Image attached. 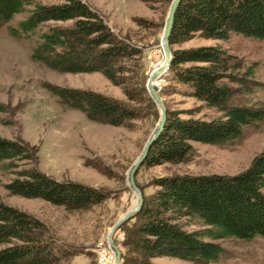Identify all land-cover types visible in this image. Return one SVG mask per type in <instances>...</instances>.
<instances>
[{"label": "trees", "instance_id": "1", "mask_svg": "<svg viewBox=\"0 0 264 264\" xmlns=\"http://www.w3.org/2000/svg\"><path fill=\"white\" fill-rule=\"evenodd\" d=\"M30 3L0 0V24H8ZM7 30L30 40L31 60L59 72H100L122 88L127 100L134 101L135 92L125 74L127 62L139 49L113 32L83 0L36 3L17 27ZM170 31L171 59L165 76L179 85L181 93L218 114L179 116L166 109L163 129L143 161L151 165L184 162L192 155L191 142L224 145L241 137L245 126L264 120V102L249 107L232 100L235 88L225 80L235 79L232 71L239 65L226 49L218 44L174 48L196 35L225 41L233 32L264 40V0H181ZM250 74L251 70L245 72ZM48 88L59 102L80 110L90 121L127 127L139 117L134 106L94 90ZM34 159L35 150L25 141L0 137V169L15 175L4 185L8 193L42 198L69 211L87 209L106 198L98 188L57 181L33 166L17 170ZM154 184L121 242L133 255V264H153L150 259L158 256L202 264L217 260L224 252L220 241L225 238H264V150L234 175H165ZM0 244V264H61L68 255L47 235L42 221L1 200Z\"/></svg>", "mask_w": 264, "mask_h": 264}, {"label": "rangeland", "instance_id": "2", "mask_svg": "<svg viewBox=\"0 0 264 264\" xmlns=\"http://www.w3.org/2000/svg\"><path fill=\"white\" fill-rule=\"evenodd\" d=\"M30 1L12 21L0 24V137L23 140L31 151L35 150L34 161L22 164L17 170L33 166L57 181L79 182L98 188L106 198L87 209L69 211L42 198L8 193L4 185L15 175L0 169V200L45 224L47 235L68 253L61 264H99L100 249L109 251L107 234L112 224L135 204V193L128 185V171L159 121L158 106L147 92L145 81L162 62L160 37L171 0H83L103 17L113 32L139 49L140 53L127 62L125 74L128 85L135 92L134 101L127 100L122 88L113 85L100 72H59L31 60L30 40L24 34L12 36L8 26L17 27L36 3L54 4L60 0ZM70 23L58 24L67 26ZM45 28L46 25L39 30ZM201 44H218L235 57L239 65L232 71L235 79L225 80L235 88L234 102L249 107L264 102V40L233 32L225 41L196 35L174 48ZM248 70L252 72L250 76L245 75ZM165 74L158 80V86L166 109L176 111L179 116L215 117L218 114L202 101L181 93L179 85ZM48 86L94 90L134 106L139 117L127 127L90 121L80 110L59 102ZM241 135L224 145L193 141L192 155L181 163H141L135 171L136 184L147 197L154 191L155 180L165 175H234L264 150V120L245 126ZM132 222L130 218L113 234V241L121 253L119 264H133V255L121 244ZM220 242L224 252L217 260L202 264H264L263 237L255 236L249 241L225 238ZM2 246L0 244V248ZM150 261L153 264H196L168 256L152 257Z\"/></svg>", "mask_w": 264, "mask_h": 264}, {"label": "water", "instance_id": "3", "mask_svg": "<svg viewBox=\"0 0 264 264\" xmlns=\"http://www.w3.org/2000/svg\"><path fill=\"white\" fill-rule=\"evenodd\" d=\"M181 0H171L167 15L162 27V33L160 37V44L159 47L163 49V58H162V64L161 66L154 68L148 75L145 81V88L147 92L149 93L150 97L152 98V101L158 106L159 109V121L157 125L154 127V129L151 131V133L148 135V138L145 140V143L141 149V152L139 156L135 159V161L132 163V165L129 168V175H128V185L130 189L135 193L136 201L133 206L129 207V210H127L121 217H119L111 226L110 231L107 234V244L110 245V247L114 250L115 256L113 259V264H119L120 262V249L117 244L113 241V234L115 231L120 227L121 224L128 221L139 209L143 202V193L142 190L138 187L135 181V171L137 170L138 166L143 163L146 152L152 142L156 140L161 133L164 122H165V116H166V107L163 104V101L161 100V97L159 95V86L152 84L153 79L156 77L158 80L162 78V75L167 72V69L169 67V62L171 59V48L169 46V35H170V29L173 24L174 16H175V10L177 8V5L179 4Z\"/></svg>", "mask_w": 264, "mask_h": 264}, {"label": "built area", "instance_id": "4", "mask_svg": "<svg viewBox=\"0 0 264 264\" xmlns=\"http://www.w3.org/2000/svg\"><path fill=\"white\" fill-rule=\"evenodd\" d=\"M113 259H114V250L111 247H109V251L102 248L98 252L97 262H99V264H113Z\"/></svg>", "mask_w": 264, "mask_h": 264}, {"label": "bare ground", "instance_id": "5", "mask_svg": "<svg viewBox=\"0 0 264 264\" xmlns=\"http://www.w3.org/2000/svg\"><path fill=\"white\" fill-rule=\"evenodd\" d=\"M161 64H162V62H161ZM159 66H161V65H159ZM152 84L159 85L158 79L156 77L153 79Z\"/></svg>", "mask_w": 264, "mask_h": 264}]
</instances>
